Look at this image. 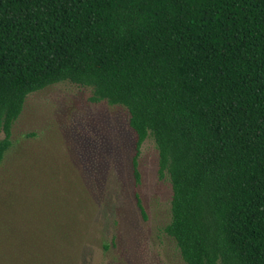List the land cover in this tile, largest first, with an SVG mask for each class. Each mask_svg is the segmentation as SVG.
<instances>
[{
    "label": "trees",
    "instance_id": "1",
    "mask_svg": "<svg viewBox=\"0 0 264 264\" xmlns=\"http://www.w3.org/2000/svg\"><path fill=\"white\" fill-rule=\"evenodd\" d=\"M62 81L125 109L136 184L153 140L184 264H264V0H0V159Z\"/></svg>",
    "mask_w": 264,
    "mask_h": 264
},
{
    "label": "rangeland",
    "instance_id": "2",
    "mask_svg": "<svg viewBox=\"0 0 264 264\" xmlns=\"http://www.w3.org/2000/svg\"><path fill=\"white\" fill-rule=\"evenodd\" d=\"M91 97L68 81L26 96L0 159V264H184L153 140L136 184L125 109Z\"/></svg>",
    "mask_w": 264,
    "mask_h": 264
}]
</instances>
